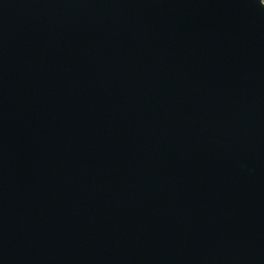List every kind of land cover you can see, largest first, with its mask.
Returning a JSON list of instances; mask_svg holds the SVG:
<instances>
[{
    "label": "water",
    "instance_id": "1",
    "mask_svg": "<svg viewBox=\"0 0 264 264\" xmlns=\"http://www.w3.org/2000/svg\"><path fill=\"white\" fill-rule=\"evenodd\" d=\"M0 264H264V0H0Z\"/></svg>",
    "mask_w": 264,
    "mask_h": 264
}]
</instances>
